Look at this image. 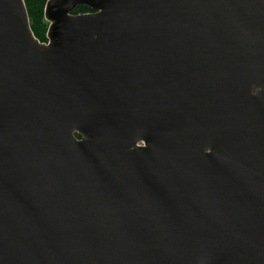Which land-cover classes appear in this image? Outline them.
<instances>
[{
	"label": "water",
	"instance_id": "1",
	"mask_svg": "<svg viewBox=\"0 0 264 264\" xmlns=\"http://www.w3.org/2000/svg\"><path fill=\"white\" fill-rule=\"evenodd\" d=\"M45 19L0 0V264H264V0Z\"/></svg>",
	"mask_w": 264,
	"mask_h": 264
},
{
	"label": "trees",
	"instance_id": "2",
	"mask_svg": "<svg viewBox=\"0 0 264 264\" xmlns=\"http://www.w3.org/2000/svg\"><path fill=\"white\" fill-rule=\"evenodd\" d=\"M49 0H25L29 13L31 28L36 38L47 43L48 24L45 22V7ZM93 11L86 6H78L74 9L73 14H87Z\"/></svg>",
	"mask_w": 264,
	"mask_h": 264
},
{
	"label": "rangeland",
	"instance_id": "3",
	"mask_svg": "<svg viewBox=\"0 0 264 264\" xmlns=\"http://www.w3.org/2000/svg\"><path fill=\"white\" fill-rule=\"evenodd\" d=\"M45 22L48 24V27H49V22H47L46 19H45Z\"/></svg>",
	"mask_w": 264,
	"mask_h": 264
}]
</instances>
